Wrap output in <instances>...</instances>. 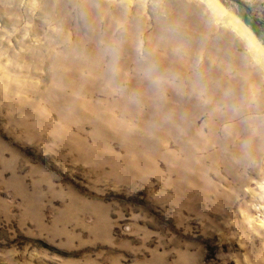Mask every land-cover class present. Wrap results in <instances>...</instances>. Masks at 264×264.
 <instances>
[{
	"label": "rangeland",
	"instance_id": "374dc122",
	"mask_svg": "<svg viewBox=\"0 0 264 264\" xmlns=\"http://www.w3.org/2000/svg\"><path fill=\"white\" fill-rule=\"evenodd\" d=\"M0 264H264V0H0Z\"/></svg>",
	"mask_w": 264,
	"mask_h": 264
},
{
	"label": "bare ground",
	"instance_id": "6f19581e",
	"mask_svg": "<svg viewBox=\"0 0 264 264\" xmlns=\"http://www.w3.org/2000/svg\"><path fill=\"white\" fill-rule=\"evenodd\" d=\"M178 1L179 0H174V2L176 3ZM216 15L222 18V22L227 26V29H226V32L220 33L218 38H214L210 40L208 36L210 35V32L214 29V26L210 21V17H214ZM192 19H194V22L197 23L195 25L196 29L199 32H204V35L201 39L192 41V44L195 47L205 46L206 48H212V47H217L218 49L227 48L233 51L234 50L233 44H234L235 46L237 45L252 46L254 51H260L254 44L252 39L249 37L247 32L238 24V22H236L234 18L228 15L223 10V8H221L215 2L212 3V7L210 9L209 7L207 8V10L204 8L203 12H202V6L197 4V12ZM206 37L208 41L206 40ZM224 37L231 41L233 40L234 42L228 45L227 47H224L220 43V40L224 39ZM206 43L208 45H206Z\"/></svg>",
	"mask_w": 264,
	"mask_h": 264
}]
</instances>
